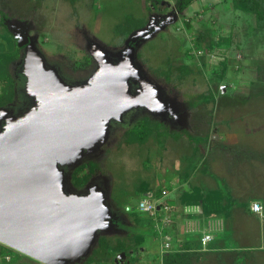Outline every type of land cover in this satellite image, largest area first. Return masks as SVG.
Instances as JSON below:
<instances>
[{"label": "rangeland", "instance_id": "374dc122", "mask_svg": "<svg viewBox=\"0 0 264 264\" xmlns=\"http://www.w3.org/2000/svg\"><path fill=\"white\" fill-rule=\"evenodd\" d=\"M0 10L6 16L0 52L17 43L19 57L9 66L14 75H26L18 98L0 105V141L20 128L17 138L29 146L25 117L32 116L29 127L38 131L52 122L51 104L63 103L68 114L58 113L62 124L49 150L58 161L45 182L56 200H69L64 209L75 212L71 219L79 224L73 243L54 245L53 255L15 248L21 255L11 254L6 264H115L124 250L116 249L120 241L128 245L130 264H150L160 237L148 214L133 207L149 191L158 197L166 188L180 205L184 191H200L202 205H223L213 213L220 217L232 216L239 204H264V183L253 182L264 180V26L255 13L232 0H195L184 11L177 0H0ZM130 14L146 23L125 34L118 24ZM2 85L0 79V91ZM41 89L50 92L45 97ZM144 117L152 132L132 137ZM90 162L99 170L76 186V170ZM236 175L251 185H237ZM55 199L50 208L59 212ZM87 205L100 212L83 224L82 241L81 216L91 218ZM192 220L187 228L195 232L187 231L199 246ZM141 232L145 241L137 244ZM102 236L111 251L96 253ZM262 243L264 249V231ZM192 251V264H264V252L244 258L234 250ZM4 259L0 247V264Z\"/></svg>", "mask_w": 264, "mask_h": 264}, {"label": "water", "instance_id": "95a60500", "mask_svg": "<svg viewBox=\"0 0 264 264\" xmlns=\"http://www.w3.org/2000/svg\"><path fill=\"white\" fill-rule=\"evenodd\" d=\"M26 40L24 38L20 44ZM42 72V78L45 80L47 76L43 68ZM51 88L56 89L54 84ZM41 91L45 97L47 92H50L42 89ZM67 91L68 95L77 92L75 88ZM52 104V122L39 127L38 131H33L29 127L32 116L25 117V122L23 121L25 129L31 138L33 137L29 146L20 144V139L17 138V130L20 128L14 129L0 141V242L37 257H41L42 250L53 255L54 245L72 244V237L78 232L75 229L76 225H79L71 219L76 217L75 212L64 209L69 200L64 201L65 198L56 200L53 185L50 187L45 182L49 174H55V165L58 161L56 153L49 151L59 136L58 125L62 124V121L58 122L60 121L58 113L61 111L64 115L68 114L64 112L63 103L57 105L56 102L55 107ZM17 120L20 119L12 120L10 129L18 125ZM15 138L18 140L17 143ZM50 197H54L55 207H58L55 210H60L59 212L51 210ZM88 209L91 218L81 216L82 241L86 233L83 231V224L90 225L95 218L94 213L100 212L99 206L95 209L89 206ZM127 257L128 252L121 251L115 259V264H122Z\"/></svg>", "mask_w": 264, "mask_h": 264}, {"label": "trees", "instance_id": "16d2710c", "mask_svg": "<svg viewBox=\"0 0 264 264\" xmlns=\"http://www.w3.org/2000/svg\"><path fill=\"white\" fill-rule=\"evenodd\" d=\"M193 1L195 0H177V9L184 11V9H186ZM232 2H233V6L237 9L255 13L259 21V24L261 26H264V0H232ZM0 12H1L0 13V25L5 26L6 16L2 14V10H0ZM145 23H146L145 19L137 18L135 15L130 14V15H127L124 22L118 24V27L123 31V33L127 34L133 29L144 25ZM206 34H208V32ZM204 36L205 34L203 33L200 38H203ZM19 51H20V46L17 45V43H14L12 45V49L8 51L0 52V79L3 82L2 90L0 91V105H5L17 99L18 96L21 94L17 92V87H19L20 84L21 85L24 84L26 80V75L24 73H21L19 76L14 75V73L11 71L10 66H9L10 62L14 61L16 58L19 57ZM183 70L187 71L188 68L184 66ZM166 75L168 76L169 73L167 72ZM183 77H184L183 75H180L179 79L181 80ZM149 119H150L149 117H144L142 120H140L138 123H136L131 128L132 137L143 138L148 133L152 132L153 127L150 126ZM97 167L98 165L95 162H90V163L82 164L81 166H79L78 171L76 170V173H75L76 186L78 187L79 185L83 186L86 183V181L92 177V174L96 172L97 170H99V168ZM161 192L162 191L158 192L159 196L162 194ZM214 192H217V191H214ZM217 193L213 195L214 196L213 198L217 197ZM198 197H201V198H198ZM204 197L206 196L203 195L200 191L195 192V191L186 190L184 191V194L182 196V203L183 205H193V204L202 205L203 203L200 202V199H204ZM213 198L211 199V201L213 200ZM213 201L212 203H208L207 200H205L204 201L205 206L202 205L205 207L207 211L206 213L207 216H209L212 213H218V212L220 213L222 211L223 205L218 204L217 206L213 207V205H215V202ZM204 207H202L203 212H204ZM154 231H155V234L157 235L158 232L156 231L155 226H154ZM145 236H146V233L144 232L138 233L135 238V241L137 242V244L143 243L145 241ZM101 244L103 248L101 249L98 248L96 250V253H100V252L104 253L106 252V249L111 251V249L108 248L107 242L103 236L101 237ZM181 245H183V250L173 251V252H169L166 254L164 258L165 264H192L193 253L195 252V251H192V248L200 247V245L197 246L198 244L196 241V237L189 238V239L186 238L182 242ZM0 247H1V254L5 258L3 261V263L5 262L4 264L7 263L6 258H9L11 254H14V256L16 257L21 255V253L17 249L5 243L0 244ZM117 248L124 249V250L126 249L128 251V245H126L125 242L123 241H120L116 245V249Z\"/></svg>", "mask_w": 264, "mask_h": 264}, {"label": "crops", "instance_id": "0c3cea01", "mask_svg": "<svg viewBox=\"0 0 264 264\" xmlns=\"http://www.w3.org/2000/svg\"><path fill=\"white\" fill-rule=\"evenodd\" d=\"M236 177H239L238 179H236L237 185L240 183L243 185H249L252 180L247 179V176H241V179L240 175H236L234 178ZM256 181H259V183L261 184L264 183V180L261 181L259 179H253L254 184H256ZM174 203L177 204V207L181 209L184 207L183 204H178V201L176 200H174ZM246 204V207H243V204L236 205L235 211L230 217H220L219 215L213 213L209 216H204L203 213H191L190 215H187L185 213L183 214L179 212V215H177L178 232L182 235L183 233H186L184 237L181 236V238L183 239L196 237L195 234H190V231H187L189 218L194 219L192 220L194 225L207 229L208 227L212 226L216 228V232L219 233V235L217 236L215 233L216 238L212 240L209 250H231V252L234 250L236 251H233L234 253H239L240 255L243 253L245 255L244 258L246 257V255H248L249 257L250 255H253L256 252L257 254L263 256L264 249H262V241L264 231V211L263 216H260L258 212L251 210L250 206L252 205V202L249 203V205L248 202L244 203V205ZM184 216L188 218H184ZM202 217H206V219L204 220ZM253 222H257L256 229L251 228ZM230 241H233L234 243H239L241 246L237 244V247H234L232 246ZM158 255L159 251L157 253V256Z\"/></svg>", "mask_w": 264, "mask_h": 264}, {"label": "built area", "instance_id": "2783aa9c", "mask_svg": "<svg viewBox=\"0 0 264 264\" xmlns=\"http://www.w3.org/2000/svg\"><path fill=\"white\" fill-rule=\"evenodd\" d=\"M160 196H156L153 191H149L147 195L142 197L138 208L148 214L152 219L155 229L160 237V250L157 258L152 259L150 264H165L164 258L167 253L173 251L183 250L182 242L183 238L179 237L178 232V219H177V207L175 203H172L168 198V190L164 188ZM263 203L259 200L252 202L251 210L258 212L260 216H263ZM176 207V208H175ZM182 213L190 215L191 213H203L201 204L184 205ZM189 227V225H188ZM200 232L199 236V249L209 250L212 240L215 237L216 228L208 227L202 228L196 227ZM190 232H195L192 228H187Z\"/></svg>", "mask_w": 264, "mask_h": 264}, {"label": "flooded vegetation", "instance_id": "af4514ba", "mask_svg": "<svg viewBox=\"0 0 264 264\" xmlns=\"http://www.w3.org/2000/svg\"><path fill=\"white\" fill-rule=\"evenodd\" d=\"M132 207V206H131ZM131 207L129 208V209H131ZM133 207H134V209L135 210H138V211H140V209L138 208V205L136 204L135 206L133 205ZM129 261V262H128ZM131 263V261H130V259L127 257V259H125L124 260V262L122 263V264H130Z\"/></svg>", "mask_w": 264, "mask_h": 264}]
</instances>
